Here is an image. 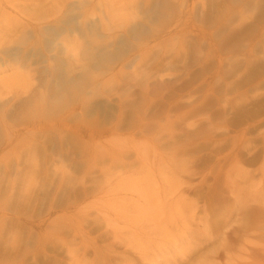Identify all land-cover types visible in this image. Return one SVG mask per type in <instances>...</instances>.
I'll use <instances>...</instances> for the list:
<instances>
[{
	"label": "rangeland",
	"instance_id": "rangeland-1",
	"mask_svg": "<svg viewBox=\"0 0 264 264\" xmlns=\"http://www.w3.org/2000/svg\"><path fill=\"white\" fill-rule=\"evenodd\" d=\"M156 2L0 0V264L63 260L36 241L67 236L55 223L75 206H166L176 234L150 225L136 247L160 264L264 261V230L244 227L264 206L243 208L264 200V0Z\"/></svg>",
	"mask_w": 264,
	"mask_h": 264
},
{
	"label": "bare ground",
	"instance_id": "bare-ground-1",
	"mask_svg": "<svg viewBox=\"0 0 264 264\" xmlns=\"http://www.w3.org/2000/svg\"><path fill=\"white\" fill-rule=\"evenodd\" d=\"M170 1L172 0H157L156 5L161 10V12L159 13L161 16L165 14L167 15V9L171 7V5L168 4ZM172 5H174L173 2ZM76 19H81L79 21H82L83 17L79 15L76 17ZM114 20L116 23L121 24L126 23L127 21L126 19L118 18V16H115ZM145 32L146 27L144 26L141 30V34ZM5 38L7 39L6 36L4 37V35L0 33V45L6 44ZM66 91L72 93L71 89H67ZM57 101L58 100H54L55 103H57ZM77 133L80 136L81 140H84L86 137L90 139L93 138V135L91 133H88L87 129L85 128L79 129ZM5 138L6 136L2 140L0 138V150L3 143L5 144V147L11 148L10 138H7L6 140ZM100 146L101 151L103 152L105 148H102V144H100ZM30 150H35V148H28V151ZM116 151L119 153L118 148H116ZM104 152L105 154L103 155L105 157H110L114 154L113 151L110 152L109 150ZM141 154H145V152H141ZM150 155L152 156L154 161L161 163V165L166 164L163 161L162 157L158 158L153 153H151ZM173 159L176 160V158ZM220 159L221 158H219V160ZM24 170V167L20 169V166L17 164V166H15L14 173L12 174L14 176H17ZM261 173L263 175L264 171H261ZM171 174H173V172H171ZM184 174L186 177H190L194 174V171L192 168H189ZM253 177L254 175L251 172L241 169V171H239L236 176V178L238 179L236 184L239 186L246 185L251 182ZM16 187L17 181H15V184H13L11 188L16 189ZM85 191L86 189H83V197L85 196ZM259 196H261L260 191H256L255 193L248 192L247 195L243 198V208H245L246 210L252 209L248 207L251 205L247 204L248 202L256 203V201L264 206V200L260 199ZM104 207L105 208L101 210L96 209L95 213L91 214L89 212L90 208L75 206L73 208V212L69 213L68 216L61 215V217H58V219L56 220L57 223H55V227H58L67 232V236H64L62 233L60 235H57L52 240L39 239L36 241V244L39 247H53V252L56 254L61 253L63 255V260H57L53 257L52 260H45L44 262H41L39 261V258H37V250L34 254L30 253V256L34 255L37 258L34 264H160L157 263L159 261V257L157 254L151 252V255H149L150 253L148 252L137 251L136 247L140 248L142 244L146 246L149 245L147 238L143 237V232L146 231V227L148 228L150 227V225L154 226V229H157L158 231H166L170 233L173 232L171 234H176L174 230H178V227L176 225V222L178 220L176 217H174V214L169 213L166 216V206H154V208H152L151 206H137L133 207L129 211L128 209H125L121 206H117L116 208L114 206ZM121 211H126V214H132V216H134V219H136V223L130 226H128L129 224H123V228L118 229L117 226L119 224V220L121 219L119 217V215H121ZM204 214L202 215V219L200 221L206 225L208 219L207 215ZM161 216H165V218L159 220ZM77 217H85V219L84 221L82 220L78 222L75 220V218ZM111 217H113V219ZM16 224L18 225V222H16ZM12 225L14 226L13 223ZM213 225L216 226V222L215 224L213 223ZM247 226V232H258L260 228L264 230V225H259L258 221H254L252 223L249 222L244 227ZM176 227L177 229H175ZM126 228L130 229V235L125 237L124 230ZM99 231L100 233L98 234ZM175 237L178 238V236ZM175 237L174 242H176ZM176 246L177 245L175 243V247ZM150 247L151 245L148 248L149 251ZM259 249V252L264 254V238L260 241ZM227 252V249L223 250L221 257L227 264H229L231 262V257ZM27 255L28 252H25V256ZM89 257H91V259H89ZM178 263H181V257L180 260H166L162 262V264ZM24 264L28 263H26L25 261ZM254 264H264V261H256Z\"/></svg>",
	"mask_w": 264,
	"mask_h": 264
}]
</instances>
